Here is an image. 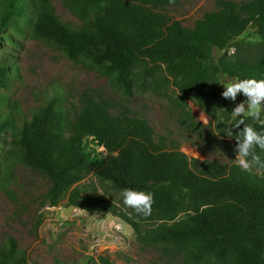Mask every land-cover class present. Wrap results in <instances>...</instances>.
Returning a JSON list of instances; mask_svg holds the SVG:
<instances>
[{"label":"trees","instance_id":"1","mask_svg":"<svg viewBox=\"0 0 264 264\" xmlns=\"http://www.w3.org/2000/svg\"><path fill=\"white\" fill-rule=\"evenodd\" d=\"M52 1L0 0V40L13 33L46 41L127 95L134 88L160 91L171 83L182 128L198 127L185 102L190 98L212 116L216 131L237 145L244 125H229L228 133L219 117L227 121L231 110L211 114L208 108L225 103L222 76L264 78V50L242 54L236 41L248 28L264 35V0H217L218 10L205 13L193 28L153 8L170 0H60L84 20L79 27L61 21ZM15 72V66L0 64V137L9 131L20 162L48 176L51 205L67 198L89 212L112 211L132 226L138 241L179 258L169 264H264V169L244 172L235 162L227 170L216 163L200 166L178 147L168 148L164 137L155 140L143 119L114 115L90 96L72 121L56 99L23 116L7 95ZM89 138L102 148L93 156L86 150ZM256 151L264 159V152ZM89 175L107 194L82 182ZM125 189L153 194L150 216L115 208L111 197ZM0 264L32 262L9 237L0 245Z\"/></svg>","mask_w":264,"mask_h":264},{"label":"rangeland","instance_id":"2","mask_svg":"<svg viewBox=\"0 0 264 264\" xmlns=\"http://www.w3.org/2000/svg\"><path fill=\"white\" fill-rule=\"evenodd\" d=\"M229 1L240 4L246 0ZM52 4L56 16L64 23L71 27L84 24L62 1L53 0ZM153 8L170 20H178L182 26L193 28L196 20L218 10L219 6L217 0H174ZM8 34L10 40H0V64L16 67L7 95L10 104L23 116L56 99L72 121L84 98L90 96L104 101L114 115L143 119L153 129L155 140L164 137L168 148L178 147L199 159L200 166L216 163L227 170L235 162L233 139L221 136L212 116L190 98L185 102L198 127L188 131L179 125L181 113L176 105V89L171 83L162 84L160 91L134 88L127 95L107 76L73 62L52 44L31 36ZM236 41L242 54L264 50V35L252 28L245 30ZM234 51L235 48L229 50ZM221 80L224 91V84L235 78L222 76ZM246 99L238 93L235 101L225 98L222 107L208 110L211 114L220 108L232 111ZM70 133L69 130L66 135ZM86 150L93 156L102 148L89 138ZM82 182L93 184L98 193L107 194V187L93 176L89 175ZM50 184L44 173L20 162L18 153L9 143V131L0 137V245L12 237L32 264H89L92 260L102 264L101 257L113 264L179 262L178 257L168 255L161 247L138 241L132 226L112 211L89 212L69 205L67 198L51 205L46 197ZM111 201L116 209L126 207L122 194L114 195Z\"/></svg>","mask_w":264,"mask_h":264},{"label":"clouds","instance_id":"3","mask_svg":"<svg viewBox=\"0 0 264 264\" xmlns=\"http://www.w3.org/2000/svg\"><path fill=\"white\" fill-rule=\"evenodd\" d=\"M170 2H174V0H170ZM224 88L222 93L224 98L235 101L238 93L247 97L245 101L235 106L227 121L222 116L219 117V124H226L228 133H232L229 125L234 128L244 125L236 135L235 164L244 172H252L253 169L262 170L264 169V159L256 150L264 152V78L235 79L226 82ZM246 120H250L251 123H246ZM122 197L123 204L135 213L145 217L151 215L154 202L151 192L125 189L122 192Z\"/></svg>","mask_w":264,"mask_h":264}]
</instances>
